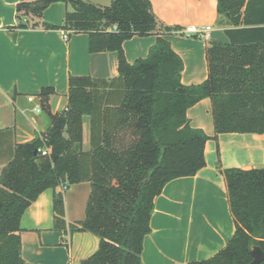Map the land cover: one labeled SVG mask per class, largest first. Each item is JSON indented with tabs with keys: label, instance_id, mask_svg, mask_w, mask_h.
Wrapping results in <instances>:
<instances>
[{
	"label": "trees",
	"instance_id": "16d2710c",
	"mask_svg": "<svg viewBox=\"0 0 264 264\" xmlns=\"http://www.w3.org/2000/svg\"><path fill=\"white\" fill-rule=\"evenodd\" d=\"M59 1L69 6L62 28L86 33L91 53L116 52L118 75H70L66 107L50 113L49 127L29 142L11 147L8 132L0 130V161L7 156L0 168V264H27L20 253V219L38 195L80 182L90 184L83 219L67 224L63 194L52 198L55 230L90 232L99 240L80 264H142L155 197L169 181L205 166L204 145L212 137L190 126L187 109L210 99L213 138L264 134V0H215L227 41L208 43L207 78L192 85L181 83L182 59L165 38L181 27L161 22L149 0L22 2L16 27L26 28L21 18H40ZM152 34L156 40L147 56L129 63L122 43ZM52 92L44 88L40 95ZM84 116L90 122L88 151L82 149ZM223 175L234 233L213 256L187 264H246L252 246L264 252V166L227 168Z\"/></svg>",
	"mask_w": 264,
	"mask_h": 264
},
{
	"label": "crops",
	"instance_id": "0c3cea01",
	"mask_svg": "<svg viewBox=\"0 0 264 264\" xmlns=\"http://www.w3.org/2000/svg\"><path fill=\"white\" fill-rule=\"evenodd\" d=\"M30 1L35 0H0V130L8 132L5 139L11 147L41 135L50 125V113L66 107L70 75L104 79L118 75L116 52H89L88 35L83 32H70L67 40L62 39L60 31L66 30L62 25L69 9L64 2L51 3L40 18H21L26 21V28L16 27L19 23L16 5ZM87 1L96 5L111 2ZM149 1L161 22L181 27L165 36L182 59L181 83H201L208 75L206 46L227 41L224 28L216 22V1ZM42 23L56 28H46ZM209 25V40L184 32L185 27ZM155 40L153 34L125 40L122 49L126 60L133 63L145 58ZM44 88L53 92L41 96ZM28 96H33L34 102H29ZM36 103L41 104L38 113L32 111ZM186 115L191 127L212 137L204 145L205 166L194 176L169 181L155 197L150 233L143 240L142 264H187L207 259L222 249L235 230L223 171L264 166V134L222 133L213 138L209 98L188 108ZM82 125V149L88 151V116L83 117ZM5 158L0 161V168ZM56 192L63 194L67 224L84 218L90 192L88 182L41 192L20 219V253L27 264H80L98 247V238L90 232L69 233L53 228L52 198Z\"/></svg>",
	"mask_w": 264,
	"mask_h": 264
},
{
	"label": "built area",
	"instance_id": "2783aa9c",
	"mask_svg": "<svg viewBox=\"0 0 264 264\" xmlns=\"http://www.w3.org/2000/svg\"><path fill=\"white\" fill-rule=\"evenodd\" d=\"M210 31H211V26H202V27H194V26H189V27H185L184 32L187 34H193L194 36L201 38L203 40H209L210 39ZM61 37L63 40H67L70 34V31L68 30H62L60 31ZM27 100L29 102H34L35 98L33 96H28ZM32 111L35 113H38L41 111V104L36 103L33 107H32ZM37 152L42 154V155H46L48 154V150L46 148H38Z\"/></svg>",
	"mask_w": 264,
	"mask_h": 264
},
{
	"label": "water",
	"instance_id": "95a60500",
	"mask_svg": "<svg viewBox=\"0 0 264 264\" xmlns=\"http://www.w3.org/2000/svg\"><path fill=\"white\" fill-rule=\"evenodd\" d=\"M40 6L42 7L43 4H40ZM34 153L36 154V150L34 151ZM249 255L251 257V260L246 264H260L264 261V252L259 246H252L249 251Z\"/></svg>",
	"mask_w": 264,
	"mask_h": 264
}]
</instances>
